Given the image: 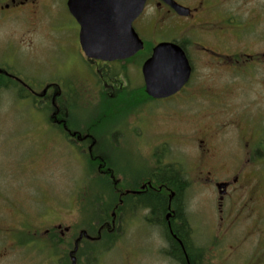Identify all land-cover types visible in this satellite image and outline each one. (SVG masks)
<instances>
[{
  "label": "rangeland",
  "instance_id": "obj_1",
  "mask_svg": "<svg viewBox=\"0 0 264 264\" xmlns=\"http://www.w3.org/2000/svg\"><path fill=\"white\" fill-rule=\"evenodd\" d=\"M10 1L0 0L2 4ZM79 31L67 0H30L24 6L0 9V66L7 65L20 77L37 76L46 82L74 78V64L84 73L77 45ZM143 37L151 40L149 34ZM147 55L128 62L124 71L127 89L105 91L95 81L77 93L64 91L57 99L70 128L89 132L93 141L69 143L49 121L54 112L50 99L32 101L17 85L0 81V264H71L68 250L58 252L64 250L63 245L52 248L41 238L44 234L34 236L35 229L43 232L61 223L71 226L66 238L79 236L81 230L97 238L100 221L112 222L117 203L111 180L101 169L115 178L123 170L147 169L154 148L163 151L161 143L174 136L170 130L188 135L198 128L192 120L183 119L186 113L196 112L197 94L149 102L141 88V66ZM112 67L123 71L120 65ZM132 111L136 114L129 117ZM169 111L183 117L170 120ZM197 145L192 139L186 143L175 140L171 158L160 152L158 160L163 157L180 166L178 161H183L191 181L199 161ZM224 160L231 169L233 158ZM195 182H190L186 205L196 264H264V218L257 229L248 231V188L237 190L234 198L235 213L243 218L222 223L218 189L211 184H203V189ZM147 214L139 208L121 223L116 220L110 234L84 243L91 246L90 264H180L164 253L167 242L162 229L149 222ZM21 227H25L22 243H15Z\"/></svg>",
  "mask_w": 264,
  "mask_h": 264
},
{
  "label": "flooded vegetation",
  "instance_id": "obj_2",
  "mask_svg": "<svg viewBox=\"0 0 264 264\" xmlns=\"http://www.w3.org/2000/svg\"><path fill=\"white\" fill-rule=\"evenodd\" d=\"M28 1L30 0H11L4 4L0 2V9L24 6ZM174 3L185 9L180 12L173 6ZM133 27L143 40L144 47L126 59L102 60L88 57L78 40L79 58L83 62L84 73L81 72L80 65L74 64V78L60 77L59 80L46 82L37 76H32L35 79L25 74V77H20L7 65L0 66V81L6 80L17 85L32 101L51 100L54 112L49 121H53L51 123L69 143L75 144L93 141V135L70 128L65 114L61 113L57 104V99L66 94L64 91L77 93L79 89L88 88L95 81L101 82L105 91L127 89L125 68L142 53L148 54V59L154 48L162 42L180 46L189 62L191 72L187 83L175 94L163 99L169 100L179 95L180 99H184L186 93L189 94L188 97L197 94L198 107L193 115L188 116L186 113L184 117L183 114L177 117L176 111L173 114L169 111L168 114L170 120L181 117L186 121L192 120L198 128L188 135L170 130L175 133L174 136L161 143L163 151L154 148L150 156V167L147 169L123 170L122 175L115 178L101 167L102 173L111 180L117 194L112 223L100 224L97 238L88 234L89 236L84 235L80 240L82 230L79 236L70 235L66 238L71 232L70 225L63 227L61 223L53 224L43 232L35 229L34 236L41 237L39 233L44 234L41 238L49 242L52 248L59 249L63 245L64 250L59 249L58 252L68 250L71 264L72 252L77 246L75 264H90L91 246H83L84 243L98 241L105 234H110L116 220L121 223L139 208L148 212L146 219L149 222L162 229L161 233L167 242L165 254L172 257L173 240L185 252L183 242L178 237L181 233L179 234L176 225L183 218H188L186 195L193 180L196 181L194 184L199 183L203 189L207 184L218 189L216 198L220 222H235L243 218L235 213L237 204L234 198L236 191L244 188H248V231L257 229L259 221L264 218V0H147L142 13L134 20ZM146 34L151 38L149 42L143 37ZM114 65H120L119 70L122 68L123 71H114ZM95 75L99 76L98 80ZM142 79L141 88L146 92L141 66ZM77 80H81V84ZM147 96L151 99L150 103L163 100ZM134 114L136 113L132 111L129 117ZM204 122L208 124L202 126ZM137 129L140 132V124ZM189 139L198 142L199 159L196 174L191 181L180 158L178 162L181 166L172 160L163 161V157L159 160L157 157L160 152L165 157H170L175 140L186 143ZM226 156L234 160L231 169L224 160ZM146 201L152 204L149 203V206ZM24 228L21 227L20 232L16 233L15 243H22Z\"/></svg>",
  "mask_w": 264,
  "mask_h": 264
},
{
  "label": "water",
  "instance_id": "obj_3",
  "mask_svg": "<svg viewBox=\"0 0 264 264\" xmlns=\"http://www.w3.org/2000/svg\"><path fill=\"white\" fill-rule=\"evenodd\" d=\"M147 0H67L70 13L80 25L79 40L85 54L102 60L126 59L144 47V42L133 27ZM167 2L171 0H166ZM181 10L183 6L174 3ZM191 68L182 48L162 42L142 65L148 95L163 99L175 94L189 80ZM84 235L83 231L79 239ZM72 264H75V252Z\"/></svg>",
  "mask_w": 264,
  "mask_h": 264
},
{
  "label": "trees",
  "instance_id": "obj_4",
  "mask_svg": "<svg viewBox=\"0 0 264 264\" xmlns=\"http://www.w3.org/2000/svg\"><path fill=\"white\" fill-rule=\"evenodd\" d=\"M147 205L150 206V204H152V202L150 203V201H146L145 202ZM150 203V204H149ZM107 222L108 224H111L112 222H110L109 220H107V218H105L104 220L100 221V224ZM178 227L179 230V234L180 236H178L184 245V249L185 252L182 250V248L180 247V245L173 240L172 242V257L179 262L180 264H188L190 262V264H196V262H198V258L193 257L194 256V249L192 247V244L190 243V238L191 237V233H192V228L190 227V224L188 223L187 219L183 218L181 221H179V223H177L176 225ZM22 240V239H21ZM187 256V257H186ZM200 260V258H199ZM202 262V260H201ZM199 264V263H198Z\"/></svg>",
  "mask_w": 264,
  "mask_h": 264
}]
</instances>
